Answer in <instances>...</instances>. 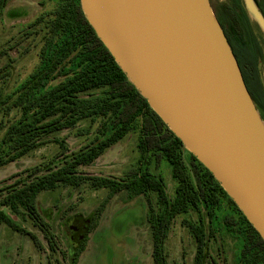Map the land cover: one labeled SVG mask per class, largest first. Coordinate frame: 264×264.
Wrapping results in <instances>:
<instances>
[{"label": "trees", "instance_id": "1", "mask_svg": "<svg viewBox=\"0 0 264 264\" xmlns=\"http://www.w3.org/2000/svg\"><path fill=\"white\" fill-rule=\"evenodd\" d=\"M7 1L0 0V13ZM49 1L52 8L20 32L14 44L27 41L23 52L37 48L38 62L12 93L0 92V167L83 121L91 129L84 130L90 138L71 152H67L63 138H54L59 146L55 154L46 162L25 169L26 178L16 174L13 182L3 186L0 225L28 235L39 248L37 237L15 224L2 207L15 214L22 210L52 244L54 234L38 210V194L58 185L74 188L86 185L91 189L105 188L107 194L85 220L83 238L70 254V264H77L87 235L97 226L108 200L118 192L142 195L145 199L153 264H169L165 250L168 232L178 215L190 211L196 212V218L184 219L182 224L194 240L192 264L208 263L207 241L215 236L220 221L227 232L240 240L237 264H264V241L258 232L211 172L183 147L127 80L85 19L79 0ZM224 8L232 13L227 12L218 21L264 120L262 34L250 19L235 13L232 6ZM7 73L0 72V78ZM132 130L137 131L138 151L133 171L119 178L80 173V166L91 164ZM59 157L60 161L53 162ZM162 159L171 166L175 182L172 196L168 195L161 177L149 171L152 162L158 165ZM42 165L45 166L40 168ZM225 203L227 211L223 208Z\"/></svg>", "mask_w": 264, "mask_h": 264}, {"label": "water", "instance_id": "2", "mask_svg": "<svg viewBox=\"0 0 264 264\" xmlns=\"http://www.w3.org/2000/svg\"><path fill=\"white\" fill-rule=\"evenodd\" d=\"M79 4L127 80L264 241V120L209 0ZM243 5L264 39L256 3Z\"/></svg>", "mask_w": 264, "mask_h": 264}, {"label": "rangeland", "instance_id": "3", "mask_svg": "<svg viewBox=\"0 0 264 264\" xmlns=\"http://www.w3.org/2000/svg\"><path fill=\"white\" fill-rule=\"evenodd\" d=\"M52 5L49 0H8L4 6L0 13V72L8 71V73L0 78L1 93H12L38 62L37 48L33 47L23 52L27 41L14 44L17 35L37 16L49 11ZM262 42L264 43L263 37ZM261 75L264 78V46ZM85 128L91 131L87 121L79 123L73 129L56 133L54 137H50L51 141L0 167V189L13 182L16 174L26 178L25 169L40 165L55 154L59 146L54 138L64 139L67 152L77 151L90 138V134L84 131ZM1 134L2 130L0 136ZM136 141L137 131L128 132L91 164L80 166V173L117 178L125 176L137 166ZM61 159L59 157L53 162ZM43 166L45 165L40 168ZM149 171L161 177L168 195L172 196L175 182L171 176L169 162L165 159L160 160L158 165L152 162ZM106 194L105 188L91 189L86 185L75 188L58 185L54 189L44 190L38 194V210L50 225L56 243L55 248L53 246L50 248L45 243L42 233L33 226L25 212L21 210L19 214H15L8 208L2 207L15 224L37 237L42 248L37 249L27 235L2 224L0 225V264H69L66 251L72 226L77 232L82 233L85 220ZM225 205L226 203L223 204V208L227 211ZM196 215V212L190 211L174 219L165 241L169 264H192L195 244L182 221L196 218ZM145 216L146 202L142 195L130 196L127 192L114 194L108 200L97 226L87 235V241L77 264H153L151 235ZM71 244L73 248L74 244ZM207 246L209 254L207 264H237L241 249L240 240L234 234L227 232L221 221L217 225L215 236L209 237Z\"/></svg>", "mask_w": 264, "mask_h": 264}, {"label": "flooded vegetation", "instance_id": "4", "mask_svg": "<svg viewBox=\"0 0 264 264\" xmlns=\"http://www.w3.org/2000/svg\"><path fill=\"white\" fill-rule=\"evenodd\" d=\"M259 11L262 13L263 17H264V0H253ZM212 9L217 17V19H220V17L225 16L227 14V12H231L230 10H228L227 8H224L225 5L227 6H232L234 8L235 13H237L238 15H240L243 18H247L250 19L249 14L247 13V11L245 10V7L243 5V0H209ZM217 3V5L215 4ZM232 13V12H231ZM47 221V220H46ZM33 224V223H32ZM34 227H36L38 229V227L36 225L33 224ZM72 226V225H71ZM86 223L84 224V229H85ZM39 230V229H38ZM28 231V230H27ZM40 231V230H39ZM84 231V230H83ZM41 232V231H40ZM83 233V232H82ZM77 232L76 228L74 226H72V229L69 233V244L67 246V258L69 259V264L71 262L70 260V254H72L75 249L78 247L79 243L81 242L82 238H83V234ZM28 236V235H27ZM29 237V236H28ZM30 238V237H29ZM43 240L45 241V243L51 248L50 245H52L54 248L56 247V243H50L48 242L42 235ZM31 240V239H30ZM32 242V240H31ZM33 243V242H32ZM74 244V247L72 248V244ZM72 246H71V245ZM71 247H70V246ZM37 248V247H36ZM42 246L41 244L39 245V248L37 249H41Z\"/></svg>", "mask_w": 264, "mask_h": 264}, {"label": "bare ground", "instance_id": "5", "mask_svg": "<svg viewBox=\"0 0 264 264\" xmlns=\"http://www.w3.org/2000/svg\"><path fill=\"white\" fill-rule=\"evenodd\" d=\"M247 47V46H246ZM248 49V48H247ZM242 54V53H241Z\"/></svg>", "mask_w": 264, "mask_h": 264}]
</instances>
